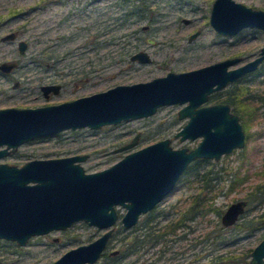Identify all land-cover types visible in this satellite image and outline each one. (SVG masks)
Returning a JSON list of instances; mask_svg holds the SVG:
<instances>
[{
    "label": "rangeland",
    "instance_id": "rangeland-1",
    "mask_svg": "<svg viewBox=\"0 0 264 264\" xmlns=\"http://www.w3.org/2000/svg\"><path fill=\"white\" fill-rule=\"evenodd\" d=\"M212 1L0 0V37L12 30L17 33L14 40L0 39V61L19 63L9 74L0 73V108L56 103L226 57L251 58L264 44V31L245 27L233 35L218 33L209 23ZM236 1L264 9V0ZM193 32L197 34L189 40ZM19 39L27 42L23 52L17 47ZM140 50L146 52L148 62L130 58ZM262 76L251 75L250 79L259 81ZM14 79L22 87H13ZM49 79L61 82L63 87L59 94L45 98L34 87ZM259 89H264V84ZM182 105H163L149 116L99 128H69L55 136L34 138L0 157V162L20 165L32 158L86 153L88 156L80 164L85 171H95L164 137L170 138L172 147H193L200 137L180 140L174 136L187 120L177 117ZM250 130L247 147L234 149L218 159H197L191 166L193 172L178 180L174 190L157 204L156 224L162 226L177 217L198 194L199 203L187 213L190 215L186 224L176 229L175 235H168L151 247L145 243L121 255L118 264H190L196 258L201 263L212 251L241 254L259 241L264 228L217 229L223 227L222 212L217 214L211 208L224 211L230 202L243 198L248 203L239 220L254 218L264 210V197L258 191L261 187H257L264 182V121ZM137 132L140 134L133 146L115 151ZM258 132L263 134L259 136ZM237 168L248 177L229 187ZM116 210L119 217L125 212L119 204ZM144 218L141 216L140 220ZM102 230L80 220L64 230L32 236L23 245L0 238V264H52L67 249L87 243ZM112 230L111 246L122 248V252L132 246V235L140 231L136 226L123 227L119 218ZM183 232L186 235L179 238ZM216 232H221L223 241L212 238Z\"/></svg>",
    "mask_w": 264,
    "mask_h": 264
},
{
    "label": "water",
    "instance_id": "water-1",
    "mask_svg": "<svg viewBox=\"0 0 264 264\" xmlns=\"http://www.w3.org/2000/svg\"><path fill=\"white\" fill-rule=\"evenodd\" d=\"M209 23L223 35H233L245 27L264 29V10L236 0H213ZM13 37L14 33L10 32L1 39ZM25 46V40L18 41L20 52ZM259 53L253 60L229 69L239 57L185 71H168L146 81L119 83L58 103L0 108V145L6 144L0 148V156L6 155L9 147L14 151L20 143L32 138L53 136L66 128H99L145 117L168 104L184 103L178 117L188 116L175 136L181 140L201 136L192 148H173L170 139L163 138L125 154L105 168L89 172L79 163L87 154L33 158L22 165L0 162V238L22 245L31 235L63 229L73 221L84 219L107 230L87 244L70 248L52 264L96 260L112 231L110 225L117 218L115 205L125 207L121 221L128 228L140 213L170 192L189 161L218 159L243 145L242 126L238 116L229 111V105L203 103L210 92L254 69L264 57V46ZM131 58L149 61L144 51L136 52ZM14 64L3 61L0 68L6 70ZM52 87L56 91L58 85ZM245 204L244 199L230 202L220 215L223 226L234 224ZM247 264H264V236L251 248Z\"/></svg>",
    "mask_w": 264,
    "mask_h": 264
},
{
    "label": "flooded vegetation",
    "instance_id": "flooded-vegetation-1",
    "mask_svg": "<svg viewBox=\"0 0 264 264\" xmlns=\"http://www.w3.org/2000/svg\"><path fill=\"white\" fill-rule=\"evenodd\" d=\"M246 5V4H245ZM248 6H250V5H248ZM252 7V6H251ZM252 8H254V7H252ZM255 9H261V8H255ZM264 10V9H263ZM257 29H261V28H257ZM261 30H263L264 31V29H261ZM10 32H13L14 33V37L12 38V39H7V40H14L15 38H16V31H9V32H6V33H10ZM5 33V34H6ZM194 33V32H193ZM5 34H3V35H5ZM192 34V33H191ZM190 34V35H191ZM196 34H197V32H196ZM196 34H195V36H196ZM2 35V36H3ZM190 35H189V37H190ZM1 36V37H2ZM194 36V37H195ZM1 37H0V39H1ZM192 39V38H191ZM2 40V39H1ZM19 40H21V39H19ZM18 40V41H19ZM23 40V39H22ZM190 40V39H189ZM2 41H4V40H2ZM18 41H17V47H18ZM26 42V41H25ZM262 46H264V44L263 45H261L260 47H259V49H258V51L256 52V54L255 55H253L251 58H249V59H243L241 56H231V57H226V58H232V57H239L240 58V60L236 63V64H233V65H231V66H228V69L229 68H232V67H235V66H237V65H240V64H242V63H245V62H248V61H251V60H253L254 58H256L257 56H259V52H260V48L262 47ZM26 47H27V42H26V46H25V48H24V50L23 51H25V49H26ZM22 51V52H23ZM141 51V50H140ZM138 52V51H137ZM136 53V52H135ZM134 53V54H135ZM146 53V52H145ZM133 55V54H132ZM131 55V56H132ZM131 58V57H130ZM132 59V58H131ZM135 59H137V58H135ZM223 59H225V58H223ZM138 60V59H137ZM150 60V59H149ZM221 60V59H220ZM3 61H5V62H7V63H10V62H14L15 64H14V66H12V67H10L9 69H6V70H4V69H2V68H0V73L1 74H5V75H7V74H9L11 71H13L14 69H16L17 67H18V65H19V63L16 61V60H2V61H0V63L1 62H3ZM139 61V60H138ZM139 62H148V61H139ZM255 76V75H263L262 76V78L261 79H259V81H255L253 78L252 79H250V76ZM261 84H264V57L257 63V65H256V67L254 68V69H252V70H250V71H248V72H246V73H244V74H242V75H240V76H238L237 78H235V79H233V80H229L223 87H221V88H219V89H217V90H214V91H212V92H210L209 93V95H208V98H207V100L205 101V102H209V103H203V105H207V104H214V103H227L228 105H229V111L231 112V113H234V114H236L237 116H238V121L240 122V124H241V126H242V129H243V132H244V143H243V145L241 146V147H236V148H233L232 150H234V149H239V148H245V147H247V142L249 141V139H250V137H251V134H252V132H251V128L252 127H254V126H257V125H259V123L263 120L264 121V89H262V90H260L259 89V85H261ZM53 85H58V87L56 88V91H54V88L52 87ZM239 85H242L243 86V92H242V94H239L240 95V98L242 97V99H243V102L241 103L242 104V107H241V114H243V118L240 116V112H237L236 110H235V107L232 105V103H230V102H228V101H223V100H217L216 99V101H210L209 100V98H210V95H212V94H222L223 93V91H224V89L225 88H229V93L232 95V97L233 98H235V95H236V93H237V91H238V89H240V87H239ZM13 87H15V88H17V87H22L21 86V84H20V81L19 80H17V79H14L13 80ZM32 87H34V85L32 86ZM62 87H63V84L61 83V82H59V81H57V80H55V79H49V80H46V81H42L41 83H39V84H37L35 87H34V89H37L39 92H41V94L45 97V98H48V97H50L51 96V94H59V92H60V90L62 89ZM240 91V90H239ZM221 96V95H220ZM219 96V97H220ZM73 99V98H72ZM63 101H65V100H63ZM61 102V101H60ZM56 103H58V102H56ZM187 103V102H186ZM49 104H52V103H49ZM184 104V103H183ZM43 105H45V104H43ZM169 105V104H168ZM37 106H39V105H37ZM6 107H8V106H6ZM15 107H18V106H15ZM23 107H31V106H23ZM33 107V106H32ZM182 107V106H181ZM2 108V107H1ZM180 109V108H179ZM177 117H178V112H177ZM185 117H187V120H188V116H184V117H181V118H185ZM178 118H180V117H178ZM180 118V119H181ZM186 120V121H187ZM186 123V122H185ZM184 123V124H185ZM183 124V125H184ZM182 125V126H183ZM181 126V127H182ZM180 127V128H181ZM82 128V127H81ZM179 128V129H180ZM66 129H69V128H66ZM70 129H72V128H70ZM76 129V128H75ZM178 129V130H179ZM63 130H65V129H63ZM177 130V131H178ZM62 131V130H61ZM176 131V132H177ZM175 132V133H176ZM260 132H262V131H260ZM59 133V132H58ZM57 133V134H58ZM175 133H174V136H175ZM259 133V132H258ZM56 134V135H57ZM139 132H137L134 136H133V138H131L128 142H126L125 144H127V143H129V142H132L133 144H132V146L137 142V139H138V137H139ZM261 134H263V133H259V136L261 135ZM53 136H55V135H53ZM175 137H179V136H175ZM197 137H200V139H201V136H197ZM196 137V138H197ZM36 138H39V137H36ZM164 138H169V137H164ZM186 138H189V137H186ZM186 138H184V139H186ZM32 139H34V138H32ZM32 139H29V140H27V141H30V140H32ZM161 139H163V138H161ZM170 139V138H169ZM179 139H180V137H179ZM191 139V138H190ZM193 139H195V138H193ZM199 139V140H200ZM160 140V139H159ZM181 140V139H180ZM183 140V139H182ZM27 141H24V142H22V143H20L19 145H21V144H23V143H25V142H27ZM158 141V140H157ZM199 142V141H198ZM198 142H197V144H198ZM153 143V142H152ZM125 144H123V145H125ZM150 144V143H149ZM196 144V145H197ZM3 146L2 147H5L6 146V144H2ZM18 145V146H19ZM122 145V146H123ZM146 145H148V144H146ZM146 145H144V146H146ZM171 145V144H170ZM195 145V146H196ZM18 146L16 147V149L18 148ZM144 146H142V147H144ZM2 147H0V148H2ZM121 147V146H120ZM119 147V148H120ZM131 147V146H130ZM142 147H140V148H142ZM180 147H188V146H180ZM194 147V146H193ZM128 148V147H127ZM140 148H137V149H134V150H132V151H136V150H138V149H140ZM173 148H179V147H173ZM188 148H192V147H188ZM15 149V150H16ZM8 150H9V152L7 153V154H9L10 152H14V151H11V149H10V147L8 148ZM119 150H122V149H118V150H115V151H119ZM231 150V151H232ZM132 151H129V152H132ZM230 151V152H231ZM129 152H127V153H129ZM127 153H125V154H127ZM229 153V152H228ZM6 154V155H7ZM84 154H86V153H84ZM124 154V155H125ZM225 154V153H224ZM70 155H73V154H70ZM123 155V156H124ZM223 155V154H222ZM5 156V155H4ZM65 156H67V155H65ZM87 156H88V154H87ZM86 156V157H87ZM122 156V157H123ZM0 157H2V156H0ZM56 157H60V156H56ZM121 157V158H122ZM41 158H51V157H40L39 159H41ZM120 158V159H121ZM220 158V157H219ZM33 159V158H32ZM197 159H203V158H196V159H193V160H191V161H189L188 162V164L186 165V167L184 168V170L182 171V173L179 175V177L177 178V180L174 182V184H173V187H172V189L170 190V192H172L173 190H174V188H175V186H176V184H177V182H178V180H180V179H183L184 177H186L187 175H189L190 173H192L193 171L191 170L189 173H186L187 171H189L190 169H192V167H190V166H192V164L194 163V162H196V160ZM214 159V158H213ZM30 160V159H29ZM119 160V159H118ZM82 161V160H81ZM116 162V161H115ZM7 163V162H6ZM79 163H80V161H79ZM114 163V162H113ZM9 164H14V163H9ZM23 164V163H22ZM22 164H20V165H22ZM17 165V164H16ZM83 167V166H82ZM85 172H89V171H85ZM182 176V177H181ZM170 192H168L167 194H165V195H163V197L160 199V200H158L150 209H148L147 211H145V212H142V213H140L139 215H138V219H137V221L132 225V226H130V227H128V228H131V227H133V226H136V227H138V230L140 229V231L139 232H136V233H134V240H132V242H136V244H138L137 242H138V240L139 241H142V235H141V237L139 236V233L141 232V229L144 227V225H149L150 226V228L152 227V228H154V227H156V228H161V227H165V226H167V225H169V223L170 222H173L174 220H176L177 218H179V216H183V219H182V221H180L179 223H175L174 225H177V229L178 228H180V227H182V226H184L185 224H186V217H187V215H190V214H187V213H190V210L192 209H194L195 207H196V205H198V203H199V201H198V199H199V196H198V194L197 195H195L194 197H193V199L190 201V204H189V206L186 208V209H184L183 211H181L179 214H178V216L177 217H175L173 220H171L170 222H168V223H166V224H164V225H162V226H157V224H156V221L158 220V219H156L157 217H158V215H159V212H156L155 210H156V208H157V204L166 196V195H168ZM241 199H243V198H241ZM236 200H238V199H236ZM245 201H246V204H245V206H244V211H243V213L245 212V210H246V208H247V203H248V199H244ZM115 207H116V205H115ZM125 208V207H124ZM117 211V210H116ZM223 212V211H222ZM242 213V214H243ZM124 214V213H123ZM122 214V215H123ZM181 214V215H180ZM222 214V213H221ZM241 214V215H242ZM122 215L119 217V215H118V212H117V218L114 220V222L110 225V227L112 228V225L118 220V218L120 219V221H121V217H122ZM240 215V216H241ZM141 216H142V218L145 216V218H144V220L143 221H141L142 219H141ZM240 216H239V218H240ZM239 218H238V220H239ZM141 219V220H140ZM80 220H82V221H84L86 224H88L87 222H86V220H84V219H79V220H76V221H80ZM237 220V221H238ZM76 221H73L72 223H74V222H76ZM236 221V222H237ZM174 222H176V221H174ZM220 222H221V220H220ZM72 223L69 225V226H71L72 225ZM121 224L123 225V223H122V221H121ZM222 224V223H221ZM88 225H94V224H88ZM233 225V224H232ZM69 226H67V227H69ZM96 227H98L97 225H95ZM222 226H223V224H222ZM67 227H65V228H63V229H51V230H49V231H47V232H45V233H41V234H35V235H42V234H47V233H49L50 231H52V230H64V229H66ZM123 227H124V225H123ZM225 227V226H224ZM98 228H100V227H98ZM126 228V227H125ZM101 229H103L102 230V232H101V234H103L106 230H107V228H101ZM112 232H113V230L111 231V233H110V235L108 236V238L106 239V242H105V245H104V247H103V249L100 251V253H99V256L96 258V260H94L93 262H85V263H80V264H98L99 262H100V259H101V261L102 262H100L101 264H118L119 263V258H121V255H125V254H127L125 251L124 252H122V248H120V247H115V248H112V246H111V243H110V237H111V235H112ZM184 233V232H183ZM182 233V234H183ZM100 234V235H101ZM182 234H179V235H182ZM35 235H31L30 237H32V236H35ZM99 235V236H100ZM168 235H170V233H168ZM168 235H166V237L168 236ZM186 234L184 233V236H185ZM98 236V237H99ZM29 237V238H30ZM149 237V236H148ZM166 237H164V240L166 239ZM28 238V239H29ZM97 238V237H96ZM96 238H94V239H96ZM28 239H27V241H28ZM57 238H54V240H56ZM94 239H92V240H90V241H88L87 243H89V242H91V241H93ZM8 240V239H7ZM15 241V240H14ZM26 241V242H27ZM120 241H121V239H120ZM16 242V241H15ZM25 242V243H26ZM17 243V242H16ZM24 243V244H25ZM87 243H80V244H87ZM18 244V243H17ZM80 244H78V245H80ZM20 245V244H19ZM23 245V244H22ZM78 245H76V246H78ZM76 246H74V247H76ZM131 246V245H130ZM151 246H153V244H151L150 245V247ZM74 247H71V248H74ZM133 249H132V251H135L138 247H143V245L142 246H139V245H133L132 244V246H131ZM147 248H149V246L147 247ZM70 249V248H69ZM69 249H67V250H69ZM66 250V251H67ZM65 251V252H66ZM131 252V251H130ZM64 253V252H63ZM62 253V254H63ZM129 253V252H128ZM61 254V255H62ZM61 255H59L58 257H60ZM57 257V258H58ZM56 258V259H57ZM197 259V258H196ZM55 260V259H54ZM53 260V261H54ZM53 261H52V263H53Z\"/></svg>",
    "mask_w": 264,
    "mask_h": 264
},
{
    "label": "trees",
    "instance_id": "trees-1",
    "mask_svg": "<svg viewBox=\"0 0 264 264\" xmlns=\"http://www.w3.org/2000/svg\"><path fill=\"white\" fill-rule=\"evenodd\" d=\"M240 89H238L235 98L232 97V95L229 93V88H225L222 94H212L210 95L209 100L210 101H216L217 100H223V101H228L230 103H232V105L235 107V110L237 112H240V116L243 118V114H241V107H242V102L243 99L242 97L240 98L239 94H242L243 92V86L239 85ZM240 90V91H239ZM220 96V97H219ZM197 162V161H196ZM194 162V163H196ZM191 167V166H190ZM191 171V169L189 171H187L186 173H189ZM248 177V174L246 173L245 175H241L240 173V169L237 168L234 171V175H233V179L230 182L229 187H234L236 186L239 181H241L242 179H246ZM264 182L257 184V187H261L258 189V191L263 195L262 197H264ZM205 202V201H204ZM217 214H220L222 212L221 208L219 207H211ZM246 211V210H245ZM243 216V214L240 216V218ZM183 216H179V218H177L176 222H170L169 225L165 226V227H161V228H150L149 225H144V227L142 228L143 230L139 233V236L141 237L142 235V241L138 240V244H136V242H132L131 244L133 245H139L142 246L145 243H149L151 244H155L157 242H159L160 240H164V237H166V235H168V233H170V235H175L176 234V229H177V225H174L175 223H179L180 221H182ZM241 228V229H248V230H257V229H262L264 228V210L258 214L257 216H255L254 218H245L242 220H238L237 222H235L233 225L231 226H227V228ZM222 228H226V227H217V229H222ZM217 234L212 235V238H221V240L223 241L224 238L223 236H221V232H216ZM149 236V237H148ZM264 236V233L263 235ZM180 237H184V233L182 235L178 236ZM207 239L209 238V235L206 237ZM173 239V238H171ZM176 239V238H174ZM132 240H134V234L132 235ZM130 243V242H129ZM127 250L125 251L126 253L132 251V247L129 245L127 248ZM164 249H162L163 251ZM251 248L246 249L243 253L241 254H237L233 251H227V252H210L206 255V260H204V262H197V259H193L192 263L190 262V264H247L248 263V258H249V252H250Z\"/></svg>",
    "mask_w": 264,
    "mask_h": 264
}]
</instances>
